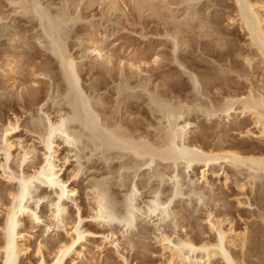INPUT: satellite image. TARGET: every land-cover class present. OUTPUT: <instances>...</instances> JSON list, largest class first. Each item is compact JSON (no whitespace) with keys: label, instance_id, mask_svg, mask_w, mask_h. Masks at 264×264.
Wrapping results in <instances>:
<instances>
[{"label":"bare ground","instance_id":"bare-ground-1","mask_svg":"<svg viewBox=\"0 0 264 264\" xmlns=\"http://www.w3.org/2000/svg\"><path fill=\"white\" fill-rule=\"evenodd\" d=\"M107 1L108 3L110 1L112 6L118 4L115 0H106V3ZM201 1L183 0V2L191 4L194 2L199 4ZM231 1L233 9H228L230 12L227 14V21L230 26L235 28L238 26L239 32L246 39L245 44L240 47L234 40L235 37L234 39L232 37L235 33L233 34L228 29L229 32H224L225 30L219 29L216 22H214L216 24H210V31L203 35V38H212L209 42L211 45H208L210 48L208 51L202 47L199 49L201 52L203 50L204 56L206 54L214 63L199 59L198 62L194 60L196 64L194 62L192 68L189 65L192 70L188 74L191 75L189 81L192 88H190L194 91V95L192 93V96L190 93V96L182 94L185 85L181 83L173 85L174 90H169L170 93L163 91L159 93L157 85L156 88L154 87L156 89L154 93L148 90L149 85L146 83L136 86L146 92L149 109L155 116L156 122L154 123L156 124L149 123L154 132L151 137L147 132L141 134L137 130L130 129L120 117L108 116L104 112L106 108L104 98L89 95L81 85V65L76 57L71 55L69 51L71 49H68L69 45H67L68 39H66L68 35L65 38L66 29L63 30L64 25L68 26L67 23L74 24L81 21L79 20L80 16L76 17L77 14L74 16V13L69 12L74 16L72 17L57 7V11L55 10L54 13L52 11L55 9L54 6L51 9L50 5L44 6L40 0H11L10 3L16 6L17 10L22 11L25 15L30 13L38 17L43 34L42 38L41 36L37 38V42L42 44L41 39L43 38L49 40L47 45L50 48L46 46L45 50L48 48V53L56 56L60 80L64 87L59 91L58 86L57 89L56 87L53 89L54 86L50 84L52 91L50 96L47 95L48 101L57 107V110H54L55 116L52 117L48 111L44 110L48 104L44 103L39 108L38 117H33L30 120L28 131L38 136L41 151L35 143L28 144L22 141V138L18 139L19 137L16 139V134L22 125L18 112L14 111L12 117H8L7 122L3 123L0 136V180L10 187L2 190L6 193L7 199L0 194V264H99L94 252H99V256H101L106 247L115 250L113 252L120 258V263L128 264V260L122 254L123 244L113 227L119 223L121 226L123 225L124 230L131 231L136 226L137 218L141 217V214L144 215L142 219L143 217L151 220L157 218V221L160 222L168 218L170 216L169 208L174 200L184 197L183 176L191 177L197 168L202 169L200 177L196 178L197 182L202 180L213 193L216 190L215 182H221L227 191H232L235 195V197L232 195L235 201H231V203L226 202V197L223 198L225 201L213 199L214 206L221 205V210L225 207L224 211L226 208L229 209L227 206L230 204L234 205V208L232 206L230 208L232 207L233 210L237 208V211L238 209L242 212L256 209L264 211V0ZM138 2L141 6L140 2L143 1L138 0ZM115 7L117 8V6ZM207 24L209 22H206L205 26ZM200 28L202 29L204 26H200ZM14 32L16 33V31ZM175 34L173 33L172 36V33H169L174 40L172 43L174 44V59L179 68L187 71L188 66L184 68L187 61L185 64L184 61L182 63V60L180 62V59L177 58L180 48H184V45L188 44L185 41V33L176 31ZM169 35L166 34L170 37ZM95 38L91 37L86 40H88L91 52L95 54L96 61L112 66L113 55L107 53L109 50L105 52L100 47L102 44L99 45V41ZM16 40L18 38L14 34L12 41ZM16 44H18L17 41ZM44 46L42 47L44 48ZM195 48H198L197 44ZM185 58L183 59L185 60ZM159 60L162 59L156 57L152 62L157 65ZM18 63L16 58L8 59L6 67H8L7 72L10 75L16 74ZM126 63V61L124 64L122 63L123 66ZM128 66L136 65L132 63ZM131 71L133 70L131 69ZM38 75L40 74L38 73ZM49 78L51 77L49 76ZM104 78L106 79V77ZM36 84L38 85V83ZM133 86L127 79L121 80L117 88L118 98L124 94L125 96L118 100L119 105H122L124 99L131 98L129 91H134L136 88ZM37 89L32 88L29 93L31 106L39 103L40 91ZM24 90L26 89L24 88ZM190 116H194V122L188 120ZM201 117L204 118L203 122L205 120L208 123L216 122V119L220 120L219 123L224 121L228 130L225 132L223 130L225 133L223 136L220 135L222 130L210 136L204 131L213 129L218 122L216 124L211 122L212 128L209 125L206 127L205 123V125L203 122L201 123L202 120L199 121ZM151 118H153L152 115ZM224 122L223 124H225ZM27 126L28 124L24 127ZM216 127L218 129V126ZM196 133L200 137L192 140V136ZM236 137L240 139L236 140ZM208 139H212V142H209ZM83 141L86 142L85 149H90V159L100 153L106 162H112V159L118 155L111 157L110 151L118 150L132 155L134 158L132 164L136 166L141 164L139 158L145 159H143L142 166L151 167L153 164L159 163L156 164L158 168L154 173L158 178L157 181L159 180L158 187L155 188L156 190L154 189L155 191L153 190L154 196L152 195L151 199L145 201L147 203L143 205V209L137 201L139 189L135 184L130 186L127 194H124L121 199L123 209L121 208V213H118L112 205V201L116 200H112L113 193L110 186L106 183L102 184L103 182L101 184L97 182L88 187L87 210L84 211L78 202L79 188L75 185L84 171L81 162L83 160L73 149V147L77 149V145ZM61 145L67 147L65 155L58 154ZM73 152L76 158V162L73 161L74 165L70 164V154ZM167 165H169V169L173 168L169 174L166 173ZM180 166H182V171H180ZM66 172L69 173L66 175ZM210 172L214 177V183L208 179ZM163 182H169L171 185L169 195L167 194L168 197L165 200L160 198ZM41 188L49 192L51 197L38 195V190ZM202 193H194L198 205L205 201V196ZM42 202H46L48 209L44 214H42L40 206ZM218 209L220 210V207ZM229 211L230 213L225 211L221 216H216L213 211L208 213V229L213 237L200 239L187 234L182 239L179 237L175 241L171 235L163 234L164 232L160 233L158 237L155 236L158 243L163 246V250L169 252L167 264H216L218 262L222 264H264V228L262 230V227L260 229L257 225L250 226L247 222L240 229L239 225H236L237 219L232 217V212ZM173 215L176 221L182 217L177 211ZM260 217L264 221V217L262 215ZM237 218L241 222L243 221L241 215ZM42 224L45 226L42 227ZM261 226L264 227V225ZM37 228H41L38 238H36ZM96 228H100L101 231H95Z\"/></svg>","mask_w":264,"mask_h":264},{"label":"rangeland","instance_id":"rangeland-1","mask_svg":"<svg viewBox=\"0 0 264 264\" xmlns=\"http://www.w3.org/2000/svg\"><path fill=\"white\" fill-rule=\"evenodd\" d=\"M40 1L44 6L50 5L51 9L53 8L52 6H54L55 9H52L54 13L57 11L56 9L57 7L59 9L61 8L63 11H66L72 17L76 16V14H77L76 17L80 16L79 20L81 21L78 20L79 22L77 23L75 22L74 24L67 23L66 25L68 26L64 25L65 27L63 26V30L64 28L66 29L64 34L65 38L68 35L67 36L68 38L66 39H68L67 45H69L68 49H71L69 50L71 55L73 57H76L78 62H80L81 85L84 86L83 87L84 90L89 95L102 96L104 98L106 102V108L104 109V112L108 116L111 115L114 117L117 116V118L120 117L124 121V124L128 125L130 129L137 130V132L141 134L142 133L146 134L145 132H147V134H150L151 137L154 132L150 124L155 125L156 123L154 122H156V120H154L155 116H153V114L149 109L146 92L145 91L143 92L142 89L137 88L138 85L141 83L142 84L146 83L147 85H149L147 88L151 93H154V91H156L155 89L156 85L159 87L158 88L159 93H161L162 91L165 93H170V91L174 90L173 85L177 83H181L185 85V87H183L184 89L182 88L183 89L182 91H184L182 94L190 96V94L192 93L194 95L193 93L194 91L191 90L192 86L189 81L190 80L189 76L191 75H188L190 74V71H192L190 68H192L193 63L195 61L198 62L199 59H203V60L205 59L210 62L212 61L211 63H214V61L211 58H208L206 54H205L206 56L205 58L204 54L202 53L203 50L201 52L200 51L201 49H199V47L200 48L202 47L203 49L206 48L205 51H208V49L210 48V46L208 47V45L210 44L209 42L212 40V38L209 37L203 38V35L210 31L209 25L216 22L217 24L216 23L214 24H216L217 26L219 25V29L225 30L224 32H227L229 30L230 32L232 31L233 34L235 33V35L232 37L233 39L235 37L234 40L237 41L236 43H238L240 47L241 46L243 47L246 40L243 37V34L239 32V28H237L238 26H236L235 28L228 24L227 14L230 12V10L228 12V9H233L231 0H202L199 4L195 2L192 4L185 3L183 2V0H141L144 2V3L140 2L141 6L139 5L138 0H115V2L116 3L118 2V4H115L114 6L110 4V1L109 3L107 1L106 3V0H40ZM10 2L11 0H0V20H1L0 21V68H2L0 69V136H1V129L3 123L5 124L8 120V117L9 118L12 117L13 112L16 111L21 117L20 124H22L20 130L16 134V139L17 137H19L18 139L22 138L21 140L27 142L28 144L35 143L39 151H41L42 148L38 142L37 139L38 136L32 133L31 131L30 133L28 131L30 129L29 128V125L31 123L30 120H32L33 117L34 118L38 117L39 108L44 103H48L44 107V110L48 111L52 115V117L55 116V111L57 110V107L53 106L51 101H48V95L50 96L52 91V88L50 87L51 85L54 86L53 89H55V87L56 89L59 87L60 89L59 91H61L63 90L64 85L62 83V80H60L61 79L60 71L57 64L58 60H56L55 55H53L52 53H48L49 52L48 48H50V46H48L47 44L49 43V40L43 38L44 40L41 39L42 44H38L39 42H37L38 41L37 38H40V36L42 38V34H43L42 28H40L41 26L39 25L40 22L37 19L38 17L30 13H28V15H25V13H22V11L17 10L18 8L12 5ZM115 6H117V8ZM69 12H72V14L74 13L73 14L74 16ZM77 12L79 13V15ZM187 12L190 14H188ZM201 22L202 24H200ZM206 22L207 23L209 22V24H207L208 26L207 25L205 26ZM202 25L204 26V28L201 29L200 26L203 27ZM179 28L180 31L185 33L184 36L186 38L185 41L188 44H186V46L184 45V48H180L179 51L177 50L178 51L177 58L180 59V60L178 59L180 62L181 60L182 63L185 62V64L187 61V65L184 67L186 68L188 66L187 71L186 69L183 71L182 68H179L178 63L175 62L174 59L175 58L173 52L174 44H172L174 43L173 42L174 40H172V36L173 33L174 35H176L175 34L176 31L180 32ZM232 28H234L235 30ZM14 31H16V33ZM169 33L170 34L172 33V36H170ZM14 34L18 38V40H16L18 44H16V41L15 42L12 41ZM166 34H168L171 38L166 36ZM236 34H238L237 35L238 37L236 36ZM91 37L97 39L99 41V45L102 44L100 45V47L103 50H105V52L109 50L107 53L113 55L112 58L114 57V62H115V63L113 62L114 65L112 64L111 66L106 63H104L105 64L104 65L99 61H96L95 54L91 52L89 48L90 45L88 43V40H86V39H90ZM229 38L232 39L231 37ZM198 41L202 43V46H200L201 43H199ZM196 44L198 48H195ZM42 46H44V48ZM46 46L48 48H46L45 50ZM196 51H200V52H196ZM113 53L116 54L114 55ZM156 57H158V59L159 58L162 59L159 60V64L157 65H155L154 62H152L153 60H155ZM184 57H186L185 60L183 59ZM9 58H16L19 62L18 70H16V74L14 76L10 75L7 72L8 67H6V64ZM125 61L127 62L126 63L127 66H125L126 64L123 66ZM131 62L136 66L133 67L128 66L132 64ZM196 62L194 64H196ZM19 64L21 65L19 66ZM203 64L206 65L205 63ZM131 69L133 71H131ZM30 72H32L34 75L32 73L30 74ZM45 72L46 74L44 75ZM38 73L40 75H38ZM42 73L43 75H41ZM49 76L51 78H49ZM104 77H106V79ZM120 79L122 81L124 79L125 80L127 79L130 85L132 86L134 85L133 87L137 86L135 88L136 90L134 89V91H129L131 94L130 93L128 94H130L131 98H128L127 100L124 99L125 101L123 100L122 105L118 104V100H120L121 98L123 99L125 94L120 98H118L119 96L117 94V88L119 83L121 82ZM36 83H38V85ZM24 88L26 90H24ZM32 88L33 89L38 88L37 90L40 91L39 95L41 96L40 97L38 95L39 103L33 106L30 105L31 103L29 99L30 98L29 93L31 92ZM118 108H119L118 111L119 113L117 112ZM151 115L153 118H151ZM199 119H200L199 121L202 120L201 121L202 123L204 118L201 117ZM188 120H191L190 122H194L195 118L194 116H190ZM206 122L207 121L204 120L203 124L205 123L207 127L208 125L210 126V124L212 125L211 122L213 121H210L209 123L207 122L208 124ZM219 122L220 120L217 119L216 122L215 121L213 122V124L217 123L216 126H218V129L214 125L215 127L212 126L213 129L206 130L204 132H206V134L211 136L217 133L218 131L222 130L220 135L223 136L225 134L224 133L225 130L226 131L228 130L227 124L224 121H222V123ZM223 122L226 125L223 124ZM27 124H28L27 126L28 129L27 127H24ZM136 127L139 128L137 129ZM212 127L210 126V128ZM196 134L192 136L193 138V139L191 138L192 140H194V138L200 137L198 134L197 135ZM239 139L240 138L238 137L236 140ZM85 141L87 142V139H85ZM208 141L212 142V139H208ZM83 142L77 145L78 150L75 147H73V149H75V152H77L79 157H81V160H83L81 162L84 167V171L82 173V176L80 177V180L77 183H75V185H77L79 188L78 202L79 204H81L84 211L87 210V200H86L87 190L92 183L98 182V184H101L103 182L102 184L106 183V185L108 184L110 186L113 193L112 200H116V201H112L113 203L112 205L113 208L118 213H121V210L123 209L121 199L124 197V194H127L128 189L130 188V186H132V184L133 185L135 184L139 189L137 201L140 203L139 205H141V208L145 203H147L145 201H148L154 196L153 190L156 187H158L157 184L159 183V180L157 181L158 178L154 174L157 172L156 170L158 168V166H156L157 163L153 164V166L151 167L142 166L141 164L145 159L139 158L140 160L139 163L141 164L136 166L135 164H132L133 163L132 159H134L132 155H130L128 152H123L118 150L110 151L111 157L115 156L116 154L118 155L117 157L112 159L114 162L107 161L108 162L107 163L106 160L103 159L104 157L100 153L98 156H95L90 159L89 158L90 149L89 148L85 149L86 142L84 144ZM66 148L67 147H65L64 145H61L58 154L65 155L64 152ZM74 154H75L74 152L73 154L72 153L70 154L71 156L70 164L73 165L75 164L74 162H76L75 160L76 158L74 157L75 156ZM120 154L123 155L121 156ZM127 154L129 157L127 156ZM121 160L123 161L121 162ZM129 165L132 166L130 167ZM167 166H168V170H166V173L169 174L173 171V170L171 171V169L173 168L169 169V165ZM180 171H182V166H180ZM201 171H202L201 168H197L195 172L192 173L191 177H187L185 175L183 176L184 179L182 178V184H183L182 190L184 191V197H179L174 200L173 204L171 205V208H169L170 216L165 220H163L162 222L157 221V218L151 220V219H145V217H143L144 219L143 220L142 216L144 215L141 214L140 215L141 217L138 216L137 218L136 226L131 231L129 230L127 231L126 229L124 230L123 225L121 226V224L119 223H117L118 225L116 224L113 227L114 232H116L117 236L120 238V241L123 244L122 254L128 260V264H167V260L169 259V252L163 250V246L160 243H158L159 241L155 238V236L158 237L159 234L163 232H164L163 234L171 235L175 241L176 239L178 240L179 237H180L179 239H182L187 234L188 236H191L193 238H200V239L213 237L212 234L209 233L208 224H207V215L209 212L212 211L215 213L216 216H221L222 214H224L225 211L226 212L228 211L230 213L229 210H231L232 217H235V219H237L236 225L238 224L240 229L243 228V224L248 222L247 224H249L250 226L257 225L260 229L262 227L263 230L264 227L261 225H264V221L260 216L262 215L264 217V211L261 209L242 212L239 211V209L237 211L236 210L237 208H235V210L231 209L234 205L232 206L230 204L227 206L229 209L227 210L226 208L224 211L223 209L225 207H223L221 210L222 207L221 205L214 206L215 204H213L214 202H212L213 199L216 198V200L218 199L223 201L226 200V202L231 203V201L233 202L235 201V198L233 199L235 195H233L232 191L231 192L227 191L222 186L221 182L220 183L217 181L215 182L214 177L211 175L212 172L209 173L208 179L213 183L215 182V189H216L215 193L210 191V188L207 185H205V183H203L202 180L197 182L196 178L200 177ZM69 172H66V175ZM162 185L163 186H162V192L160 193L161 196L160 198L165 200L168 197L167 194L169 195L171 185H169V182H165V183L163 182ZM9 187L10 185L5 184L3 180H0V194L1 196L3 195L2 197L5 199H7V196L6 193H4L3 191L8 189ZM195 192L197 193L203 192L202 194L205 196L204 199L205 201H203L201 205H198L196 202V197L194 195ZM37 194L43 197L44 196L47 197L50 195V193L46 192L43 188L39 189ZM224 197H226L225 200L223 199ZM220 204L222 203L220 202ZM40 206L42 207L41 208L42 214L46 213L48 210L46 208V202L44 203L42 202ZM230 206L232 207L230 208ZM219 207L220 210L218 209ZM176 211L177 213L180 212V215L182 216L178 221H176L175 220L176 218L174 219L173 217L174 216L173 214H175ZM239 213L241 215V218H243L242 222L237 218V216H240ZM26 224L28 225L27 221ZM176 225H179V227H176ZM41 226L44 227L45 224H42ZM96 229L95 231H99V232L101 231L100 228L99 229L96 228ZM36 230H37L36 238H38L40 237L39 234H41L40 233L41 228H37ZM113 251L115 250L106 247L104 253L101 256H99V252L97 251L94 252V254L97 255L99 264H122V262L120 263V258H118V256ZM106 259L109 260L107 261ZM220 263L221 262H218L216 264H220Z\"/></svg>","mask_w":264,"mask_h":264}]
</instances>
